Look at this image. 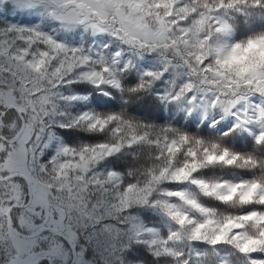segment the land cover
I'll use <instances>...</instances> for the list:
<instances>
[{
	"label": "snow or ice",
	"instance_id": "snow-or-ice-1",
	"mask_svg": "<svg viewBox=\"0 0 264 264\" xmlns=\"http://www.w3.org/2000/svg\"><path fill=\"white\" fill-rule=\"evenodd\" d=\"M0 264H264V0H0Z\"/></svg>",
	"mask_w": 264,
	"mask_h": 264
}]
</instances>
